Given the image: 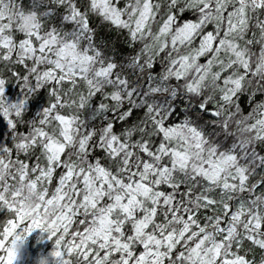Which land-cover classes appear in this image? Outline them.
I'll list each match as a JSON object with an SVG mask.
<instances>
[{
    "label": "clouds",
    "instance_id": "clouds-1",
    "mask_svg": "<svg viewBox=\"0 0 264 264\" xmlns=\"http://www.w3.org/2000/svg\"><path fill=\"white\" fill-rule=\"evenodd\" d=\"M5 200L12 264H264V0H0Z\"/></svg>",
    "mask_w": 264,
    "mask_h": 264
},
{
    "label": "snow or ice",
    "instance_id": "snow-or-ice-1",
    "mask_svg": "<svg viewBox=\"0 0 264 264\" xmlns=\"http://www.w3.org/2000/svg\"><path fill=\"white\" fill-rule=\"evenodd\" d=\"M146 2H147V0H146ZM148 10L149 9H142V12H144L146 14ZM186 24H193V22L192 21H186ZM68 174L71 175V169L68 170ZM77 191H78V189H77ZM13 195H15V193H13ZM46 199L50 202L53 199V197H47ZM81 199H87V194L82 195ZM4 202L6 203V205L9 209L14 210L15 215H14V217H10L7 220V223L5 224V226L3 228V237H0V249L4 248V245L6 243V237L12 231V229L15 227L17 220L23 218L22 214L26 211L23 208H17V205L15 203H9L6 200ZM93 203H94V201H93ZM38 208H39V205H37V209ZM67 219H68V212H67V208H66L65 211L60 213L58 216H54L51 220H49L48 223H49V226L53 230L55 228H57L60 224H64L65 228H66L67 227V224H66ZM35 223L36 224L40 223L38 218L35 220ZM29 227H31V225ZM117 230L119 231V229H117ZM133 231H135V229H133ZM76 235H77V233H73V236H76ZM104 239H107V237H104ZM59 242H60V240L58 238L57 243L59 244ZM142 244H143V247L138 252H136L137 259L132 261V264H145V260L148 259L149 257L152 260V264H162V262H158V256L160 255L159 250L157 248L151 246L150 240L146 239L142 242ZM85 245H86V241L78 242L76 240H72L67 245V251L69 253H71L74 249H77L82 253L83 256L87 257L93 252V250L91 248H87ZM101 248L105 249L103 252V255L105 257L110 255V251L107 249V247L105 245L102 244ZM118 250H125L129 254H131V252H132V249L129 247L128 242L126 240H121L119 237L113 236V247L111 248V252H116ZM54 253L56 255H60V249L59 248L54 249ZM176 255L182 256L183 253L177 252ZM224 259H225L226 264H229L230 258L225 257ZM12 260H13V249L11 247H9L7 249V255H0V262H2V264H12ZM97 264H99L98 261H97ZM121 264H129L128 255L121 256Z\"/></svg>",
    "mask_w": 264,
    "mask_h": 264
},
{
    "label": "trees",
    "instance_id": "trees-1",
    "mask_svg": "<svg viewBox=\"0 0 264 264\" xmlns=\"http://www.w3.org/2000/svg\"><path fill=\"white\" fill-rule=\"evenodd\" d=\"M2 216L3 213L0 212V217ZM28 245L31 255H35L40 251H47V249L51 247L50 241H38L34 234L30 235Z\"/></svg>",
    "mask_w": 264,
    "mask_h": 264
}]
</instances>
